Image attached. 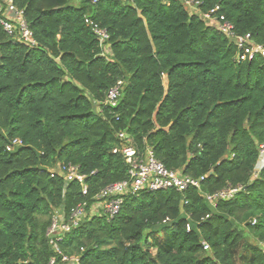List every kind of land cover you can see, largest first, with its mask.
I'll return each mask as SVG.
<instances>
[{"label": "trees", "instance_id": "obj_1", "mask_svg": "<svg viewBox=\"0 0 264 264\" xmlns=\"http://www.w3.org/2000/svg\"><path fill=\"white\" fill-rule=\"evenodd\" d=\"M71 1L13 0L34 47L0 25V264H68L46 236L51 217L82 202L89 210L128 178L113 153L119 132L168 170L205 176L201 190L125 195L113 219L87 215L64 234L63 255L78 264H264V59L237 63L235 47L201 18L218 6L236 33L264 44V0H197L196 13L181 0ZM86 18L107 32L108 50ZM118 83L117 106L105 107ZM14 139L21 145L7 151ZM69 164L86 195L60 172ZM228 185L244 190L206 202Z\"/></svg>", "mask_w": 264, "mask_h": 264}, {"label": "built area", "instance_id": "obj_2", "mask_svg": "<svg viewBox=\"0 0 264 264\" xmlns=\"http://www.w3.org/2000/svg\"><path fill=\"white\" fill-rule=\"evenodd\" d=\"M181 1H183L192 12L196 13L199 11V1ZM201 18L216 26L218 31H220L235 47V61L237 63L250 61L256 57L264 59V44L255 43L250 34L240 35L236 33L233 25L227 21L222 14H219L218 6H215L205 13L203 12ZM0 25L4 32L17 42L28 44L31 47L36 45L24 19L23 11L16 8L13 0H0ZM85 25L89 27L98 38V42L100 46L103 47V50H108L109 45L107 44V40L109 39V36L107 32L89 18L85 19ZM120 94L121 83H118L107 91L104 106L112 108L116 107ZM117 137L120 139L121 144L114 149L113 153H120L124 157L126 164L128 165V178L103 188L93 197L95 203L89 207V210H87V203L82 202L71 208L68 214L64 213L62 209H59L56 210L51 217L50 226L47 230L46 236L50 246L55 253L60 255L63 262L68 264H78L79 258L62 254L59 247V242L63 239L62 236L69 233L73 228L78 227L87 215L103 214L106 215L109 220L113 219L118 214L125 195H135L142 191L175 190L177 192H183L190 188L195 189L198 192L201 190V184L206 178L205 176L193 178L183 175L179 171L168 170L154 157L151 148L148 147L144 153L139 154L136 149L129 144L128 135L126 133L119 132L117 133ZM20 145L21 141L14 139L6 149L7 151H11L13 148ZM259 153L260 157H264V144L260 145ZM60 170V172L63 173L66 182L75 181L81 186L83 195L88 193L84 181L85 177L79 173L78 167L70 164L66 166L62 165ZM242 190H244L242 185H238L237 187L228 185L226 188L212 195H205L204 198L207 203L214 206L219 200H229ZM98 210L101 211V213L98 212ZM186 229L187 231L190 230L188 225L186 226ZM202 245L204 250H209L207 243H202ZM54 263L55 259L52 258L48 264Z\"/></svg>", "mask_w": 264, "mask_h": 264}, {"label": "rangeland", "instance_id": "obj_3", "mask_svg": "<svg viewBox=\"0 0 264 264\" xmlns=\"http://www.w3.org/2000/svg\"><path fill=\"white\" fill-rule=\"evenodd\" d=\"M165 1H166V0H165ZM71 3H72V4H75V3H74V0L71 1ZM71 3H70V4H71ZM107 47H108V45H107ZM263 164H264V157H260V161L258 162V164H257V166H256V173L258 172V170L261 169V167L263 166ZM98 212L101 213V211H99V210H98Z\"/></svg>", "mask_w": 264, "mask_h": 264}, {"label": "water", "instance_id": "obj_4", "mask_svg": "<svg viewBox=\"0 0 264 264\" xmlns=\"http://www.w3.org/2000/svg\"><path fill=\"white\" fill-rule=\"evenodd\" d=\"M179 114H181V111L179 112ZM179 114L177 115V117L179 116ZM177 117H176V118H177Z\"/></svg>", "mask_w": 264, "mask_h": 264}]
</instances>
